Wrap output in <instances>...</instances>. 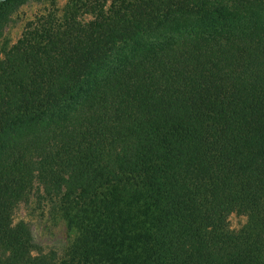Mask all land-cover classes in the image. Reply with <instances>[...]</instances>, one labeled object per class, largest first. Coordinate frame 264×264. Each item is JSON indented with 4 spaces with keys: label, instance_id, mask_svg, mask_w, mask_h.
<instances>
[{
    "label": "trees",
    "instance_id": "trees-1",
    "mask_svg": "<svg viewBox=\"0 0 264 264\" xmlns=\"http://www.w3.org/2000/svg\"><path fill=\"white\" fill-rule=\"evenodd\" d=\"M47 1L0 46V264H54L36 183L80 228L57 264H264V0Z\"/></svg>",
    "mask_w": 264,
    "mask_h": 264
},
{
    "label": "rangeland",
    "instance_id": "rangeland-1",
    "mask_svg": "<svg viewBox=\"0 0 264 264\" xmlns=\"http://www.w3.org/2000/svg\"><path fill=\"white\" fill-rule=\"evenodd\" d=\"M69 0H56L58 10L61 12ZM50 8L47 0H26L15 7L5 18L3 36L0 42L2 50L6 49L21 36L28 21L45 13ZM43 188L36 183L33 192L27 199L20 201L13 212V223L24 222L27 224L34 244L40 255L49 256L54 264L69 256L80 237L79 226L72 222L64 212L60 199L44 198ZM136 208L131 206L137 214V219H145L152 211L140 196H137ZM247 215L241 212H232L228 216L229 228L238 232L246 223ZM149 223H142L145 226ZM3 251L0 248V255Z\"/></svg>",
    "mask_w": 264,
    "mask_h": 264
},
{
    "label": "water",
    "instance_id": "water-1",
    "mask_svg": "<svg viewBox=\"0 0 264 264\" xmlns=\"http://www.w3.org/2000/svg\"><path fill=\"white\" fill-rule=\"evenodd\" d=\"M4 1H5V0H0V3H1V2H4Z\"/></svg>",
    "mask_w": 264,
    "mask_h": 264
}]
</instances>
